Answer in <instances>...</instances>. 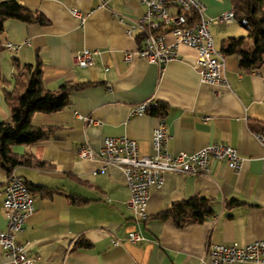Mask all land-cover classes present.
Listing matches in <instances>:
<instances>
[{
  "label": "crops",
  "instance_id": "obj_1",
  "mask_svg": "<svg viewBox=\"0 0 264 264\" xmlns=\"http://www.w3.org/2000/svg\"><path fill=\"white\" fill-rule=\"evenodd\" d=\"M16 1L42 14L49 24L5 22L0 35V122L11 116L5 90L12 91L13 84L4 82L13 81L14 59L33 65L39 58L50 91L64 84L84 86L71 92L65 109L33 116L34 126L53 129L47 139L13 149L45 163L13 170L35 191V212L17 234V242L28 245L29 255L40 257L35 264H203L212 245L264 240V144L258 139L264 135V65L246 72L240 68L239 55L227 56L226 84L211 86L195 67L196 50L187 46H180L177 57L164 66L138 57L125 60L126 54L144 46L138 35L127 34L146 12L140 0ZM201 1L207 19L233 7L231 0ZM214 26L223 25L210 27L220 51L225 39L247 36L231 26L212 32ZM166 41L171 44L173 36L168 34ZM7 42L20 46L19 51L7 50ZM246 44L251 49L253 40ZM84 50L97 52L93 64L85 68L75 65L76 55ZM149 100L164 108L162 116L131 115L133 108ZM161 118L170 153L224 144L236 149L243 162L238 171L225 161L212 160L205 175L167 173L163 186L151 189L149 218L137 224L127 206L130 192L123 169L99 172V161L82 160L77 151L82 146L98 151L106 137L125 136L138 143L141 156H152V134ZM7 177L0 166V234L7 228L3 204ZM194 196L214 201L212 219L179 229L171 218H163L172 204ZM137 230L144 241L134 244L128 236ZM80 239L92 247L74 249ZM117 239L120 244L114 245ZM0 264H12L1 246Z\"/></svg>",
  "mask_w": 264,
  "mask_h": 264
},
{
  "label": "built area",
  "instance_id": "obj_2",
  "mask_svg": "<svg viewBox=\"0 0 264 264\" xmlns=\"http://www.w3.org/2000/svg\"><path fill=\"white\" fill-rule=\"evenodd\" d=\"M146 12L133 22L127 31L130 36L141 35L144 46L136 53L126 54L125 60L131 62L135 57L145 59L150 64L166 65L178 55L180 46L196 50V69L202 81L211 86L226 84L225 66L227 55L216 49L210 27L229 25L235 20L234 9L215 18L207 19L205 5L201 0H140ZM74 16L83 20L78 11ZM171 34L174 41L170 44L166 36ZM7 50L17 53L20 46L7 42ZM97 55L95 50H84L75 57V65L89 67ZM158 105L152 100L133 108L131 115L149 114ZM89 124L101 126L98 121L85 118ZM168 133L163 118L152 134V156H141L138 143L125 136H108L103 147L96 151L88 146L78 149L77 155L82 160H94L101 163L99 172L106 173L111 167L123 169L130 199L128 208L133 212L135 221L140 224L149 218L148 205L151 189H160L167 173L183 175H205L209 172L212 160L225 161L228 166L238 171L243 159L238 151L224 144H212L194 153L181 152L172 154L168 151ZM258 139L264 144V135ZM4 207L6 209L7 228L0 234V246L4 256L12 264H35L39 256L29 255L28 245L17 242V234L23 231L28 218L35 212V197L30 192L26 181L15 171L8 173L5 187ZM131 243L144 241L140 231L128 236ZM114 245H119L117 239ZM264 264V240L245 245H212L208 248L203 264Z\"/></svg>",
  "mask_w": 264,
  "mask_h": 264
},
{
  "label": "trees",
  "instance_id": "obj_3",
  "mask_svg": "<svg viewBox=\"0 0 264 264\" xmlns=\"http://www.w3.org/2000/svg\"><path fill=\"white\" fill-rule=\"evenodd\" d=\"M235 21L247 30L246 37H229L222 43L221 51L227 56L239 55L240 68L246 72H254L264 65V0H231ZM15 19L27 24L48 25L49 21L42 15L26 9L16 0L0 2V35L4 32L5 22ZM247 39L253 40L251 49L246 48ZM139 41H143L141 35ZM16 74L12 91L5 90V101L9 106L10 120L0 122V166L8 173L17 166L29 165L42 167L43 162L32 156H20L14 152L16 146H27L48 138L53 131L49 127H36L32 123L36 113H55L69 105L72 91L83 88V85L64 84L58 91L46 89L42 62L38 58L33 65H21L14 59ZM152 116H162L164 108L159 106L150 110ZM264 128V127H263ZM28 185V184H27ZM35 197L34 189L29 186ZM84 202V201H83ZM234 204H240L233 201ZM214 201L208 198L194 196L188 200L177 202L163 213V218H171L177 228L204 224L215 216ZM92 244L80 239L74 249H90Z\"/></svg>",
  "mask_w": 264,
  "mask_h": 264
},
{
  "label": "rangeland",
  "instance_id": "obj_4",
  "mask_svg": "<svg viewBox=\"0 0 264 264\" xmlns=\"http://www.w3.org/2000/svg\"><path fill=\"white\" fill-rule=\"evenodd\" d=\"M231 10V9H230ZM229 10V12H231ZM220 17V16H219ZM218 18V17H217ZM228 26H231V28L232 29H238V30H243L244 32H245V35H247V31L246 30H244V29H242V27L234 20L233 22H232V24H229V25H223V26H214V27H212L211 29H212V32L214 31V30H216V33H217V31L219 32L220 30H225V29H227L228 28ZM214 33V38H215V41H217V38H216V36H215V31L213 32ZM244 35V34H243ZM249 41H251V39H247V42H249ZM246 42V43H247ZM247 45V44H246Z\"/></svg>",
  "mask_w": 264,
  "mask_h": 264
}]
</instances>
